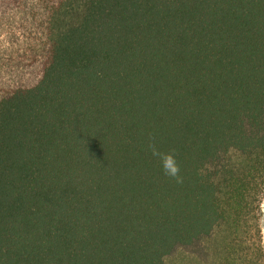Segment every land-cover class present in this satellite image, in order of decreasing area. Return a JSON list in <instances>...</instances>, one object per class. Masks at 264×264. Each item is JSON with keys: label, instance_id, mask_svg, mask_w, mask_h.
Wrapping results in <instances>:
<instances>
[{"label": "trees", "instance_id": "trees-1", "mask_svg": "<svg viewBox=\"0 0 264 264\" xmlns=\"http://www.w3.org/2000/svg\"><path fill=\"white\" fill-rule=\"evenodd\" d=\"M263 203L264 0H0V264H264Z\"/></svg>", "mask_w": 264, "mask_h": 264}, {"label": "rangeland", "instance_id": "rangeland-1", "mask_svg": "<svg viewBox=\"0 0 264 264\" xmlns=\"http://www.w3.org/2000/svg\"><path fill=\"white\" fill-rule=\"evenodd\" d=\"M261 229L264 246V203L261 206ZM216 234L205 237L189 247H178L164 260V264H215Z\"/></svg>", "mask_w": 264, "mask_h": 264}, {"label": "clouds", "instance_id": "clouds-1", "mask_svg": "<svg viewBox=\"0 0 264 264\" xmlns=\"http://www.w3.org/2000/svg\"><path fill=\"white\" fill-rule=\"evenodd\" d=\"M149 148L153 156L159 157L165 175L176 178L179 182V166L174 156V150L169 153H162L156 149L155 144H150Z\"/></svg>", "mask_w": 264, "mask_h": 264}]
</instances>
